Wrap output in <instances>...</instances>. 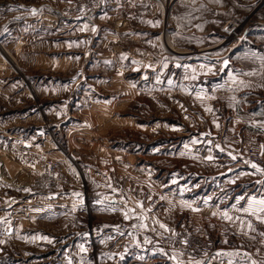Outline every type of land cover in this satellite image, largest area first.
<instances>
[{"label":"rangeland","instance_id":"1","mask_svg":"<svg viewBox=\"0 0 264 264\" xmlns=\"http://www.w3.org/2000/svg\"><path fill=\"white\" fill-rule=\"evenodd\" d=\"M21 1L46 12L1 30L0 146L38 163L41 190L58 159L64 183L49 190H69L70 206L45 241L0 202V264H131L155 242L156 264L179 247L205 264L164 238L208 240L207 218L233 201L243 230L259 213L243 161L264 137V0H97L84 14L86 0Z\"/></svg>","mask_w":264,"mask_h":264},{"label":"crops","instance_id":"2","mask_svg":"<svg viewBox=\"0 0 264 264\" xmlns=\"http://www.w3.org/2000/svg\"><path fill=\"white\" fill-rule=\"evenodd\" d=\"M98 1L103 3L105 0ZM113 3H116V0H114V2L109 0V4ZM25 4L26 3H23L21 0H0V18H2V14L6 18V22H4L5 25H1L0 27V33L2 28L7 25H12L9 27L10 29L13 27L20 29L27 23L31 26L32 21L38 20L39 15L46 12L42 10L41 7L37 8L36 4H34L36 7L31 10L23 11L21 9H23ZM210 48L211 47L205 48V50ZM52 153L53 152L46 150V153H43L41 157L45 156L44 158L47 159ZM37 168L38 163H36L35 160L28 162L24 161L21 155L20 157L8 156L5 150L0 146V186H10L19 189L17 194L15 192H13V194H8L4 191L0 192V202L4 204L6 202H11L14 204L13 217H15L14 221L16 223L25 221V223L29 222L30 225L33 226L37 233L31 238L46 237L45 241H47V238H53L51 233L54 227V214L56 213L58 215V212H61V219L64 221V209H68L70 206L69 190H64V188L60 190L59 187L51 190H41L35 180L36 174L34 172ZM259 179V182H255L254 184L253 193L260 192L258 197L261 198L260 196L264 191V178L259 176ZM35 184L38 186V189ZM256 185H258V188H256ZM232 194L231 192L230 195ZM81 198L84 199L83 197ZM229 198H231V196H229ZM108 202L111 206L112 203H116V200L110 199ZM96 203L100 204L99 202ZM235 205V201L229 203L227 206L221 205L217 209L219 212L216 213V215L213 212L212 218H207L206 237L208 238L206 239L210 242L213 254L209 261L218 259L223 260L225 264H259L264 260V205L254 202L255 211L259 213L252 216V221L248 223L245 230L242 229L241 222L243 219L245 220V217L239 213H235ZM18 206H24V208L20 209ZM245 207L246 203L243 204L242 211ZM24 214L27 215V218L22 220ZM242 214L244 215V213ZM65 218V221L68 223V215H66ZM215 220L217 227L214 226ZM86 226L89 227L88 222ZM98 226L100 230L107 228V224L99 223ZM131 231L135 232L134 229ZM129 238H137V235H129ZM132 242L134 243V241ZM156 243L158 242H155L154 245H143L142 251L145 253L147 252L148 257L140 259V261L132 258L131 264H156L158 260H162V257H156V254L160 253V250H164L165 248L161 245L159 246V244L155 245ZM172 251L174 252H171V257H173L174 262L172 261L171 264H201V260H203L201 257H198L199 255L190 253L185 250V248L179 247V250ZM206 261H208V258H206Z\"/></svg>","mask_w":264,"mask_h":264},{"label":"built area","instance_id":"3","mask_svg":"<svg viewBox=\"0 0 264 264\" xmlns=\"http://www.w3.org/2000/svg\"><path fill=\"white\" fill-rule=\"evenodd\" d=\"M65 1V0H63ZM97 0H86L83 1L78 6V11L82 14L87 13L92 7L96 6ZM229 31L232 34L237 35L239 32V26L236 24H231L229 27ZM53 145H56V142L50 137ZM61 152V151H60ZM243 163L248 167L254 169L258 175L264 178V171H260L258 169H264V137H260L256 140V142L252 145H247L245 147ZM255 164L257 167L254 168L252 165ZM38 180L41 184L42 190H46L49 188L56 187L58 185H62L64 183V176L61 172L60 162L58 159L51 158L49 159L43 167L38 172ZM120 230H125L126 225H121L119 227ZM172 240L176 245H182L188 247L192 250H196L200 252L203 256L208 258V261L205 264H225L223 260L217 261L212 260L211 258L212 251L210 242L208 240H201L195 238H164ZM259 264H264V260H262Z\"/></svg>","mask_w":264,"mask_h":264},{"label":"snow or ice","instance_id":"4","mask_svg":"<svg viewBox=\"0 0 264 264\" xmlns=\"http://www.w3.org/2000/svg\"><path fill=\"white\" fill-rule=\"evenodd\" d=\"M225 65H227V61H225ZM209 158H211V157H209ZM233 158H235V157H233ZM252 167L256 168L257 166L255 164H253ZM258 170L264 171V169H258ZM76 195H79V193H77ZM253 201L256 203H259L261 205H264V199L259 200V201H255V198H253ZM244 211H248V209H244ZM161 227H165V226L161 225ZM45 239H46V237H45ZM229 255H230V253H229Z\"/></svg>","mask_w":264,"mask_h":264},{"label":"bare ground","instance_id":"5","mask_svg":"<svg viewBox=\"0 0 264 264\" xmlns=\"http://www.w3.org/2000/svg\"><path fill=\"white\" fill-rule=\"evenodd\" d=\"M164 8H165V7H164ZM163 10H164V9H163ZM166 45H167L168 48L171 49L172 51H176V52H177V50H175L172 46H170L169 43L166 42ZM207 50H208V49H207ZM179 53H180V52H179Z\"/></svg>","mask_w":264,"mask_h":264}]
</instances>
